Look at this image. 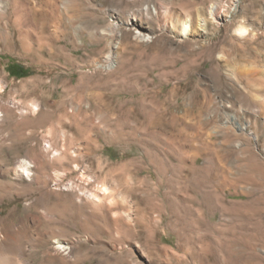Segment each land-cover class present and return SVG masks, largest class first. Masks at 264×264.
Segmentation results:
<instances>
[{
    "label": "rangeland",
    "instance_id": "374dc122",
    "mask_svg": "<svg viewBox=\"0 0 264 264\" xmlns=\"http://www.w3.org/2000/svg\"><path fill=\"white\" fill-rule=\"evenodd\" d=\"M182 4L194 48L209 45L190 74L185 37L156 13ZM0 88L17 112L0 124V169L52 148L46 173L62 178L44 187L0 174V225L18 229L1 253L21 264H264V0H0ZM43 208L60 217L23 225ZM60 239L69 256L53 253Z\"/></svg>",
    "mask_w": 264,
    "mask_h": 264
},
{
    "label": "bare ground",
    "instance_id": "6f19581e",
    "mask_svg": "<svg viewBox=\"0 0 264 264\" xmlns=\"http://www.w3.org/2000/svg\"><path fill=\"white\" fill-rule=\"evenodd\" d=\"M190 5L188 4H182V8H174L172 10V12L170 11V9L168 8H165V9H162L161 12L158 13V11L156 12L158 15H159V19H161V26L164 30H169L170 32L174 33V34H177V35H180V36H184L185 37V40H184V44H186V46H189V49H188V59H187V62H185V64H183L181 66V69L182 71H185L187 72V74H190L191 70H192V67L193 66H204L207 62H209V45L208 44H201L200 47H198L197 49L194 48V45L196 43L195 40H193L192 38H189L188 35H192V33H194L195 31V26H194V16H193V10H192V6L190 8H187L189 7ZM212 14H214L216 17L219 16L220 12H219V9L217 6H213L212 7ZM157 15V16H158ZM171 17V19L173 20H169L168 18ZM131 23L132 25L135 26V28L137 29V34L136 36L138 37H141L142 39H146V38H143L142 36V32H143V29L141 27H145V25L142 24V22L140 20H138V18H136L134 15L131 16ZM239 33L241 34H244L248 31L247 27L243 24H241L237 30ZM130 41V37L129 35L126 36V40L124 42V44L120 47V51H122L123 54H126L127 52V48H128V45H130L131 41ZM160 54H166L168 53V50L162 46L160 48ZM212 53V52H211ZM197 55H200V56H204L205 57V62H203V65H200L197 61V58H195ZM124 56V55H122ZM109 58H112V56L110 55ZM165 58V57H164ZM152 60L154 61H157L158 58L157 57H154ZM126 56H124L123 58V62L121 67L120 68H123V66H125L126 63ZM164 61V60H163ZM178 61V60H177ZM126 62V63H125ZM125 63V64H124ZM170 63L176 65V60H172ZM124 69V68H123ZM208 71H209V67L207 68ZM120 70V69H119ZM173 72H177L176 70H174ZM0 92H1V88H0ZM1 99V98H0ZM0 124L8 117V115L10 114H13L15 115L17 112L13 109L14 106L10 104V102H4L2 100H0ZM2 106L4 108H2ZM34 108H37L34 107ZM34 110H37V109H34ZM195 110H190V109H186L185 111H182V113L184 114H189L191 112H193ZM197 111L202 112V109H198ZM89 122V121H88ZM87 125H92L91 122H89ZM77 128H81L80 126H78ZM245 128V126H242V130ZM7 134V133H6ZM240 134V133H239ZM251 134L254 136L255 133L251 130ZM3 135V134H2ZM66 135V134H65ZM229 140H231L230 138L228 139V142H230ZM243 143V142H242ZM245 144V143H244ZM244 144H238L237 146H242ZM246 145V144H245ZM244 145V146H245ZM247 148H244L246 150L247 153H249V160H257V154L256 152H254V150L252 149L251 145H250V142L247 143V145L245 146ZM230 148V147H229ZM243 148V147H242ZM52 148L50 149H41L38 153H37V157L39 159V163L37 164L35 161L31 160V159H21L19 160V164H15L16 167L15 168H6V166H1V171H0V174L2 175H7L9 174L11 171H14L16 176L17 177H21V178H25L26 180H28V182L30 184H32L33 182H38L39 184H43L44 187L45 185H48L52 182H56L58 185H60V183L62 182V178L61 180H55V178L51 177L50 175H48L46 173L47 171V168H50L53 166V162H52V155H51V151ZM241 151H244V150H241ZM64 153V151H62ZM59 153L58 150H56L54 152V155H59V154H62ZM217 153V152H216ZM67 154V152L64 153V155ZM219 155V154H218ZM217 155V156H218ZM244 155V154H243ZM54 157V156H53ZM246 159V158H244ZM213 160V159H212ZM212 162V161H211ZM256 163V162H255ZM38 165H40L42 168L41 170H38ZM258 165V164H256ZM262 166V165H261ZM220 167V166H219ZM253 167V166H252ZM251 167V168H252ZM257 167V166H256ZM213 168V167H212ZM217 168V167H216ZM215 168V169H216ZM261 168V167H258V169ZM221 169V168H220ZM262 169H263V166H262ZM261 169V170H262ZM57 170V169H56ZM217 170V169H216ZM215 170V171H216ZM219 170V169H218ZM255 169L253 168V171ZM264 170V169H263ZM44 171V172H43ZM214 171V170H213ZM40 172H43L40 173ZM256 172V171H255ZM213 173V172H212ZM42 174V175H41ZM217 174V173H216ZM41 176H44V179L42 180L41 179ZM60 179V178H59ZM240 179L241 181H247V180H250V179H254V174L251 173L250 175H246L244 177H241L240 176ZM224 183L226 182L229 186L228 187H231L234 189V193H238V186L235 182V180H232L230 181L229 179H225L224 178ZM230 181V182H229ZM229 182V183H228ZM12 183V182H11ZM14 184V183H13ZM54 184V183H53ZM15 185V184H14ZM12 186V184H10V187ZM47 186V187H48ZM64 186V185H63ZM132 187H128L127 189V192L129 191L130 193L133 192V188L131 189ZM7 192V191H6ZM233 193V194H234ZM246 194V193H245ZM97 196V195H96ZM96 196H91L90 198H88V200H91L90 203H92L91 207L95 205V202L98 201V197ZM85 197H83V195L81 196V194H76L74 196V203L75 205L78 207V208H81L82 206H84L85 202ZM99 202V201H98ZM88 203V202H87ZM86 207V206H85ZM95 208V207H94ZM92 208V209H94ZM41 209V208H40ZM49 211V212H48ZM81 211V210H80ZM37 213V212H36ZM97 216V215H96ZM47 218V217H53L56 219V217H60V215L57 213V212H54V211H50L49 209L47 208H43V212L42 214H29L26 218V220L23 222V225L24 226H28L31 222L33 223L34 220H39V218ZM93 220L95 221V218H93ZM93 221V222H94ZM41 222V221H40ZM23 226V227H24ZM22 227V228H23ZM29 228V227H28ZM27 229V228H26ZM50 229V228H49ZM18 229H16V227L14 226H8L7 228L6 227H3L0 225V238L5 241V243H10L11 241L14 240V237L15 235H17L16 233H18L17 231ZM28 230V229H27ZM50 235V234H49ZM42 235H40L38 238L39 239H43V237H41ZM59 237V236H58ZM86 238H91L90 236L86 237ZM81 238L78 237V236H75V237H72L71 240L72 242L74 241H79ZM51 240V239H50ZM44 241V240H42ZM70 241V240H69ZM14 242V241H13ZM12 243V242H11ZM16 243V242H15ZM58 245L55 247V249L53 250V253L56 254L57 256L58 255H67L69 256L70 252H71V247L68 245V241L66 242V240H58ZM16 246V244H15ZM28 248V247H27ZM31 248V247H30ZM8 250V249H7ZM17 250L18 251H21V252H24L25 251V248L21 245H17ZM7 252V251H6ZM20 252V253H21ZM0 264H21L19 262V259L16 258L12 252L11 253H1L0 252ZM27 264V263H26Z\"/></svg>",
    "mask_w": 264,
    "mask_h": 264
},
{
    "label": "trees",
    "instance_id": "16d2710c",
    "mask_svg": "<svg viewBox=\"0 0 264 264\" xmlns=\"http://www.w3.org/2000/svg\"><path fill=\"white\" fill-rule=\"evenodd\" d=\"M10 73L12 75H16V76H21L22 74H19V73H16L13 69H12V66L10 67Z\"/></svg>",
    "mask_w": 264,
    "mask_h": 264
}]
</instances>
